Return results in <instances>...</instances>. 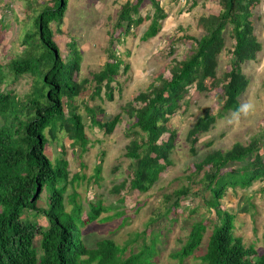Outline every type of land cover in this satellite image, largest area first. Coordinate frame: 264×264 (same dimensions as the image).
<instances>
[{
	"label": "trees",
	"instance_id": "16d2710c",
	"mask_svg": "<svg viewBox=\"0 0 264 264\" xmlns=\"http://www.w3.org/2000/svg\"><path fill=\"white\" fill-rule=\"evenodd\" d=\"M68 1L47 0L44 4L29 1L26 7L33 30L24 36L25 48L8 62H0V264H142L143 252H128L124 256V248L112 239L102 238L95 246H85L81 227L97 219L104 207L101 201L89 200L84 206L75 187L84 175L79 171L70 174L68 160L63 156L50 159L45 153L46 146L55 143L62 154L63 143L57 140L65 135L71 141L70 147L77 146V157H81L90 143L86 129L96 126L111 133L125 112L129 119L125 133L129 141L124 155L137 161V165H130L128 179L115 190L128 183L129 189L147 191L172 163L170 153L177 133L169 121L181 105L188 104L184 97L190 87L198 92L218 89L214 96L220 100L216 113L206 111L199 115L187 130L184 139L191 154L196 153L195 143L219 116L229 110L239 112L238 98L249 82L242 65L253 60L263 47L252 19L258 0H216L219 6L216 14L196 17L201 33L184 35L189 41L184 57L166 62L148 86L111 117H107L102 107L87 101L80 112L75 98L89 89L91 100H112V82L128 68L113 48V42L148 20L140 38L154 36L167 14L158 0H146L153 10L145 15L139 12L145 0H125L113 22V33L108 34L107 60L90 77L77 80L81 50L72 39L63 56L54 38L61 33ZM196 2L193 0L192 5ZM32 7H41L36 17L31 15ZM40 46L46 51L38 52ZM223 50L230 54L229 68L217 77L218 56ZM23 76L30 77L29 89L23 95L17 94L14 87L6 88ZM101 162L94 165V180L99 178ZM192 163L195 169L187 178L202 186L196 191L202 192L203 204L214 210L216 218L205 251L197 255V264H264V253L234 235V215L220 207L228 188L246 189L253 181L264 179V135L253 136L247 142L235 141L226 149H211ZM190 189V184L175 189L172 207H177ZM259 192L264 193V186ZM169 210L170 206L164 213ZM40 217L44 223L38 222ZM205 229L203 218L192 221L186 241L172 255L182 260L192 254Z\"/></svg>",
	"mask_w": 264,
	"mask_h": 264
},
{
	"label": "rangeland",
	"instance_id": "374dc122",
	"mask_svg": "<svg viewBox=\"0 0 264 264\" xmlns=\"http://www.w3.org/2000/svg\"><path fill=\"white\" fill-rule=\"evenodd\" d=\"M31 0H0V62L6 63L19 55L23 47L25 34L33 30L28 15V2ZM47 0H38L44 4ZM125 0H69L63 15L61 33L54 38L62 55L68 52L67 43L74 39L81 50V67L76 79L90 77L91 73L102 68L107 60L109 33L117 12ZM167 16L160 21L159 31L151 37L142 40V32L149 25V20L138 27H133L129 34H120L118 41L113 42V48L128 65L126 72H121L112 82L113 98H89V89L82 91L75 98L78 110L83 111L84 103L99 105L107 113V117L120 112L124 105L133 99L137 93L144 90L151 78L165 68V63L173 57L181 59L189 48V41L184 35L200 34L196 26L198 16L207 13L216 14L219 6L216 0H158ZM27 4V5H26ZM41 7H32L31 15L36 17ZM254 32L262 43V49L256 53L253 60L242 65V71L249 82L239 96V112L226 111L219 116L213 127L204 132L195 143V154H191L184 136L192 126L196 117L206 111L216 113L220 100L211 91L198 92L193 87L188 89L184 98L188 104L181 105L170 118V127L175 128L177 136L171 150L172 163L160 172L156 182L145 192L129 189L128 183L115 190L124 179L130 175V165L134 167L137 161H132L124 155L129 141L127 126L129 119L122 112L123 120L114 131L105 133L96 126L86 129L90 139L88 150L77 157V146L70 147V140L65 135L57 142L61 147L49 142L46 154L51 158L63 156L68 160L70 174L77 172L84 175L79 179L76 190L79 200L86 206V201H101L104 211L94 221L81 227V239L86 247L96 245L102 238L112 239L124 248V256L138 251L143 252L142 264H197V255L205 251L211 232L212 221H216L213 209H207L203 204L202 192L196 191L202 186L197 181H190L187 175L194 172L193 160L203 157L207 151L215 148H229L235 141L247 142L253 136L264 135V0H258L253 7ZM152 6L144 1L139 8L141 15L152 13ZM52 30H55L52 25ZM227 31V30H226ZM117 36V33H114ZM227 33L225 34V37ZM175 41L174 44H172ZM230 45V40H227ZM28 49V48H27ZM26 49V50H27ZM46 48L40 46V53ZM230 54L226 50L218 56L216 76L221 77L229 68ZM6 72V70H5ZM167 73V72H166ZM9 76L6 72V80ZM5 82V80H3ZM30 77L23 76L19 82L6 85L7 89L14 87L17 94L23 95L29 89ZM4 88L5 85L2 84ZM88 121V120H87ZM47 135V134H46ZM101 151L104 154H101ZM101 160L99 178L93 179L94 165ZM83 163L80 166V163ZM202 173V171H201ZM200 173V175H201ZM193 176H197L194 174ZM191 185L190 192L181 197L179 205L172 207L174 198L172 192L182 185ZM264 186V179L253 181L251 186L242 189L228 188L221 198V208L234 215L233 232L240 236L246 244H252L259 253H264V193L259 189ZM207 194V193H206ZM42 205V201H40ZM170 210L165 214L166 207ZM193 211L191 212V210ZM204 219V230L199 246L194 252L182 260L172 255L179 250L190 231V224L197 219ZM39 223H44L39 218ZM139 235H136L138 234ZM35 238L34 244L37 243Z\"/></svg>",
	"mask_w": 264,
	"mask_h": 264
}]
</instances>
